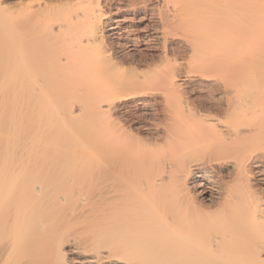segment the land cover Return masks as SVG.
I'll use <instances>...</instances> for the list:
<instances>
[{
  "label": "bare ground",
  "instance_id": "bare-ground-1",
  "mask_svg": "<svg viewBox=\"0 0 264 264\" xmlns=\"http://www.w3.org/2000/svg\"><path fill=\"white\" fill-rule=\"evenodd\" d=\"M27 1L0 0V264H264V46L227 64L261 32L222 31L264 0Z\"/></svg>",
  "mask_w": 264,
  "mask_h": 264
},
{
  "label": "rangeland",
  "instance_id": "rangeland-1",
  "mask_svg": "<svg viewBox=\"0 0 264 264\" xmlns=\"http://www.w3.org/2000/svg\"><path fill=\"white\" fill-rule=\"evenodd\" d=\"M27 1V0H26ZM53 0H28L26 3H28V4H30L31 3V5L33 4V6L35 7L36 5H37V7L38 6H42V5H45L46 3H51ZM54 1H59V0H54ZM41 3V4H40ZM57 3V2H56ZM154 3H155V9H164V8H162L163 6H165L164 5V2H157V1H154L153 2V5H154ZM55 4V3H54ZM160 5V6H159ZM237 15V14H236ZM192 16L194 17L195 15L192 13ZM191 16V17H192ZM252 17V18H251ZM251 17H249V16H247V15H244L243 16V14H241V16H235L234 14H231V15H227L226 17H224V20L228 23V22H230L231 24H232V26L230 27V26H224L225 27V29H224V27H223V29L224 30H222L224 33H225V35H227V37H225L227 40H229V41H231V38L232 39H238V37L240 36H242V35H240V34H242V33H240L239 35H238V37H236V35L235 34H237V32H246V31H251V30H255V31H259V32H261L260 34H259V36H260V39L259 40H254L253 39V41L252 42H250V43H248V44H241L240 46H239V48L237 49V50H234V49H230V48H232V45L233 44H229V43H227V44H225L226 46V48L227 49H229L228 51H227V55H226V59L228 60L227 61V64H231V59H235V56H238V55H240V56H249V55H251L252 54V52H253V49L255 48V47H257L258 45H263L264 46V14H257V15H254V16H251ZM240 25V26H233V25ZM258 26H257V25ZM226 30V31H225ZM229 30H231V32L233 33H230V31ZM215 31H216V29H212V30H210V29H208L207 30V34H210V35H212V33H215ZM229 31V32H228ZM233 31H235V32H233ZM223 33V34H224ZM235 33V34H234ZM181 34V33H180ZM178 35L177 37H175V39L177 40L176 42H174V43H176V45H175V48H177V50H176V53H178L177 54V58L178 59H180L179 60V63L180 64H182V65H184V66H188V65H190L191 63L193 64L194 63V59L193 58H190V57H192L191 55L190 56H183L184 54H182L183 53V47L181 48V46H185V40L186 39H184L183 38V36L182 35ZM224 35V36H225ZM233 35V36H232ZM190 36H191V34H190ZM193 38H195V34L193 33V36H192ZM231 37V38H230ZM235 37V38H234ZM234 46V45H233ZM162 46H159L158 47V50H155L154 51V53L153 52H151L153 55H154V57H158V56H160V55H162V48H161ZM178 47L180 48V49H178ZM250 47H252V48H250ZM182 50V51H181ZM179 52H180V54H179ZM182 52V53H181ZM143 53H145V54H147L148 52H146V51H142V54ZM150 53V52H149ZM148 53V54H149ZM241 53V54H240ZM243 54V55H242ZM143 56H144V54H143ZM181 56V57H180ZM144 71H147V70H144Z\"/></svg>",
  "mask_w": 264,
  "mask_h": 264
}]
</instances>
